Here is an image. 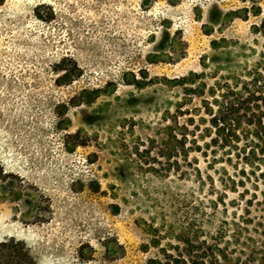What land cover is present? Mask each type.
Returning <instances> with one entry per match:
<instances>
[{"label":"rangeland","instance_id":"374dc122","mask_svg":"<svg viewBox=\"0 0 264 264\" xmlns=\"http://www.w3.org/2000/svg\"><path fill=\"white\" fill-rule=\"evenodd\" d=\"M141 1L0 5V165L23 195L6 200L0 185V238L25 241L37 264H147L159 254L158 240L173 243L192 217L202 225L212 216L211 200L224 191L222 167L234 172L223 162L209 165L203 154L202 99L216 82L264 59V33L254 29L264 0L259 15L226 23L221 15L242 8V0ZM62 58L84 73L58 86L53 69ZM140 70L151 83L123 81ZM190 72L203 73L195 84H203L202 96L163 80ZM111 82L112 93L71 107V123L61 128L63 102L84 87L110 91ZM78 129L87 145L71 150L68 134ZM251 177L243 197V186L225 197L251 203L227 211L248 207L261 218L264 177ZM215 217H223L221 205Z\"/></svg>","mask_w":264,"mask_h":264},{"label":"trees","instance_id":"16d2710c","mask_svg":"<svg viewBox=\"0 0 264 264\" xmlns=\"http://www.w3.org/2000/svg\"><path fill=\"white\" fill-rule=\"evenodd\" d=\"M5 0H0V5ZM159 0H142L144 6L150 5ZM175 4L179 0H165ZM245 5L236 10L227 11L221 15V22L226 23L241 18L247 20L250 14L259 15L261 13L260 0H242ZM40 16V15H39ZM206 27V26H205ZM256 31L264 33V18L259 26H255ZM225 41V39H222ZM212 47H219V41L212 40ZM62 58L54 65V73L58 74L55 82L58 86L72 84L82 77L84 71L76 61L72 60L70 65H64ZM71 61V60H70ZM154 62V61H152ZM128 75V77H126ZM203 73L190 72L189 75L175 79L163 78L164 81L177 82L180 85H188L185 92L202 96V83L195 85ZM225 81L216 82V85L208 89L209 97L202 99V108L207 118H202L208 126L204 131L206 135L203 147L205 158L211 161L209 165L223 162L233 168L234 172L229 173L222 167L225 173L220 177V184L224 191L211 200L213 207L212 216L196 225L195 218L190 219L187 227L180 229L174 236L173 243L161 246L157 241L159 254L149 258L147 264H264V217L251 216L249 208H244L242 213L227 211L228 205L236 204L241 207L244 203L251 201L235 200L227 201V191L238 192L240 186H246V180L251 181V175L256 179L264 177V59L256 62L251 69L243 71L240 75H228ZM123 81L126 84L134 85L138 88L144 87L152 82L148 79L146 70H140L139 75L134 72L123 74ZM110 91L105 88L84 87L75 93L68 102H63L59 107L63 108L64 117L58 121L62 129H68L71 120L67 115L73 106L82 104L90 105L101 95L112 93L116 84ZM193 121V118L190 119ZM81 129L74 133H69L68 137L73 140L72 149L77 146H86L87 140L80 137ZM193 137L195 134L191 131ZM186 138V135H182ZM195 142V138L193 139ZM183 147V145H182ZM212 163V164H211ZM12 176L0 165V185L5 190L6 200L22 199V188L14 185L11 181L6 182ZM209 179L214 186L213 177ZM94 190H99L98 183ZM254 186H257L255 184ZM245 187L241 191L243 197ZM219 205L222 206L221 219L216 218ZM207 226H213V230ZM252 231L254 233H252ZM0 264H37L31 255L25 241L15 237L0 238Z\"/></svg>","mask_w":264,"mask_h":264}]
</instances>
